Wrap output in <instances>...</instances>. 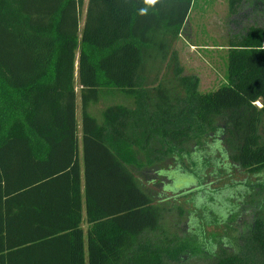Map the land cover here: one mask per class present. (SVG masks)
Returning <instances> with one entry per match:
<instances>
[{"label":"trees","instance_id":"16d2710c","mask_svg":"<svg viewBox=\"0 0 264 264\" xmlns=\"http://www.w3.org/2000/svg\"><path fill=\"white\" fill-rule=\"evenodd\" d=\"M193 3L88 0L80 30L83 0H0V264H264V11L229 0L241 31L218 88L180 66V91L144 76ZM104 88L134 107L99 123ZM167 191L193 207L178 237L157 234Z\"/></svg>","mask_w":264,"mask_h":264},{"label":"rangeland","instance_id":"374dc122","mask_svg":"<svg viewBox=\"0 0 264 264\" xmlns=\"http://www.w3.org/2000/svg\"><path fill=\"white\" fill-rule=\"evenodd\" d=\"M258 1L250 0L253 4L249 16L255 17L257 14L259 15V12L264 11L262 6L256 7ZM87 5L88 0H83L80 30L83 28ZM229 13V0H194L188 20L180 35L171 43L166 59L162 60L160 56L147 59L144 76L148 86L154 88L161 84L163 86H173L175 91H180V88H178L179 82L175 80L174 75L176 66L182 67L184 75L192 76L202 92L214 90L223 84L225 82L229 42L231 39H238V35H236L238 33L236 32L241 31V24L239 23L241 17L237 15L230 16ZM75 78H77V73ZM77 81L78 79L76 80V90L79 94L80 86ZM77 105L79 106V98L77 99ZM111 105H124L133 108L134 99L116 89L104 88L101 90L98 102L89 107V114L94 116L99 123H103V111ZM77 119L80 134L81 117L79 108ZM179 173L172 175L174 185L184 188L186 185L197 182L195 177ZM251 179L255 180L256 177L254 179L252 176ZM229 181L230 178L226 177L212 187H220ZM148 188L153 190L154 194H162L160 189L153 185H149ZM166 196L169 198L167 201L164 199L157 202L163 213L160 230L157 234L162 238L163 235H167L169 238L178 237L185 223V212L192 210L193 207L188 201V197H176L168 191ZM82 226L85 230L87 229L86 221L83 222ZM203 227L208 236L211 234L219 236L223 231L222 227L213 224H203ZM185 264L197 263L188 261Z\"/></svg>","mask_w":264,"mask_h":264},{"label":"clouds","instance_id":"9594fccd","mask_svg":"<svg viewBox=\"0 0 264 264\" xmlns=\"http://www.w3.org/2000/svg\"><path fill=\"white\" fill-rule=\"evenodd\" d=\"M144 2L146 4H149V5H155L157 3V0H144ZM144 11H146V10H144V9L141 10L142 14Z\"/></svg>","mask_w":264,"mask_h":264},{"label":"water","instance_id":"95a60500","mask_svg":"<svg viewBox=\"0 0 264 264\" xmlns=\"http://www.w3.org/2000/svg\"><path fill=\"white\" fill-rule=\"evenodd\" d=\"M259 104V103H258ZM260 105V104H259Z\"/></svg>","mask_w":264,"mask_h":264}]
</instances>
